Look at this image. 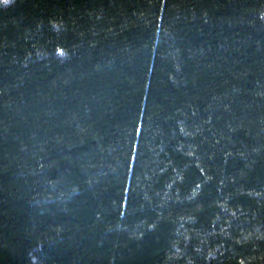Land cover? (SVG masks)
Returning a JSON list of instances; mask_svg holds the SVG:
<instances>
[{"label":"trees","instance_id":"1","mask_svg":"<svg viewBox=\"0 0 264 264\" xmlns=\"http://www.w3.org/2000/svg\"><path fill=\"white\" fill-rule=\"evenodd\" d=\"M0 264H264V0H0Z\"/></svg>","mask_w":264,"mask_h":264}]
</instances>
